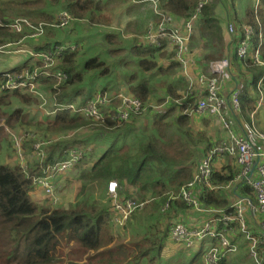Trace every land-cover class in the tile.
Masks as SVG:
<instances>
[{
	"label": "trees",
	"instance_id": "1",
	"mask_svg": "<svg viewBox=\"0 0 264 264\" xmlns=\"http://www.w3.org/2000/svg\"><path fill=\"white\" fill-rule=\"evenodd\" d=\"M103 1L106 0H4L3 2L0 0V19L7 23L14 20L9 19L8 16H25L36 20L35 22L54 23V9L63 6L75 20H85L90 25H95L101 18ZM208 1L159 0V3L162 10L173 15L178 21L188 18L198 4L203 3L195 24H199L201 34L220 40L221 53H223L220 20L215 15V5L211 3L207 5ZM250 1L252 4L245 8L242 17L235 15L233 19L231 18L234 21L231 25L235 32L231 34L229 49V52L233 50L230 67L233 59H239L243 61L246 70V74L243 75L239 66L236 67L235 74L232 73L238 83L245 85L240 94V112L243 116L253 110L258 97L256 85L264 74V66L256 65L249 57L256 48H259L260 59L264 61V0H259L257 4L255 0ZM244 26H250L253 30L248 41L247 59H241L236 55ZM54 30L49 29L45 37L42 36L36 41L26 39L24 43L36 51L50 50L59 43L52 38L51 32ZM15 35L19 36V39L23 36L4 28L0 29V46L19 41ZM105 39L114 43L111 35H106ZM149 45L141 43L133 47L138 59V67L145 73L156 71L160 73L163 67H159L156 55L163 56L164 53L159 54L161 47ZM174 62L165 71L177 67ZM56 65L66 74V79L59 85H56L55 80L47 82L48 96L57 101H64L67 97H83L82 91L72 90L69 87L82 83L85 72L105 66L98 58H90L80 67L77 49L75 51L67 49L63 56L57 59ZM164 87L169 100L181 98L183 93L179 94L172 84L168 83ZM247 87L250 90L246 89ZM262 88H264V80ZM150 93L146 80L134 84L128 81L127 95L140 101L141 110L132 113L127 121L106 118L96 124L89 120L96 125L92 128L98 133H103L106 139L126 138L129 135L133 136L135 143L131 141L117 146L116 140L110 141L96 157L85 178L91 184H102L105 191L108 182L115 181L124 189L121 192L123 198L144 200L149 196L154 199L153 203L160 204L161 211L168 195L176 194L179 187L191 178L193 166L201 153L198 145L206 141V138L200 133L198 135L192 132L188 117L181 112L184 105L178 108L180 113H176V109L171 107L165 113L153 116L150 120L153 111V105H149ZM9 95L16 96L19 99L18 103L25 106L37 107L39 104V100L35 97L31 98L19 92L0 95V117L6 116L4 121L8 126L12 123L27 126L35 123L36 128L33 132L37 133L38 137L42 134L46 137L49 129L59 125H62L63 130L70 131L85 125L81 118H72L67 113L58 116L53 123L44 124L32 121L29 117L26 120L25 109L12 107ZM112 100L114 105L111 104V108L115 110L121 104V100L115 97ZM3 107H6L7 111H4ZM110 111L114 112L113 109ZM144 117L148 118V121H144ZM170 127L176 128L180 133L177 138L168 135ZM24 148L28 149L27 143L24 144ZM66 149L64 142L54 144L43 164L51 163L55 158H62ZM39 174L41 170L31 163L26 170L20 165L12 168L0 163V264H142L146 258L149 264H153L155 257L163 250L168 234L166 225L168 220L171 218L173 223L179 212H188L185 204L177 199L166 211L161 212L165 215L158 217L162 220L163 226L158 227L150 221L139 241L127 246L118 244L115 247L113 235L106 229L110 221L112 222L109 209L96 201L84 199V196L92 195L86 192V187L82 193L83 199L70 209H53L35 204L29 193L32 188V178ZM231 176L232 173L228 177H222L227 179ZM134 190L136 191L134 194L140 198L129 195ZM202 201L206 206L213 208H223L228 204L225 195L221 193L206 195ZM163 218L168 219L163 221ZM61 240L64 242L63 248L72 246L66 256L63 254L64 249L61 248ZM195 247L203 250L201 243L190 249ZM152 253L154 255H151ZM198 259L199 255L194 257L191 263L194 264Z\"/></svg>",
	"mask_w": 264,
	"mask_h": 264
},
{
	"label": "built area",
	"instance_id": "2",
	"mask_svg": "<svg viewBox=\"0 0 264 264\" xmlns=\"http://www.w3.org/2000/svg\"><path fill=\"white\" fill-rule=\"evenodd\" d=\"M134 2L150 4L156 19L154 24L150 25L145 40L156 46L168 41L173 49L175 61L183 67L186 74L189 43L203 3H199L188 18L178 21L161 9L159 0ZM73 20L68 11H59L55 15L54 23L32 22L27 18H17L6 23L0 19V29L23 35L16 42L22 47L16 51L26 55L22 64L14 66L11 71L0 72V92H19L31 98L35 97L39 100L35 111L43 116L47 123L64 113L72 118H84L94 122H101L106 118L127 121L132 113L141 110V103L125 93L108 96L104 91H100L87 97L80 96L79 100L67 97L64 101H57L48 96L49 80H55L56 85H59L66 79V74L56 65L57 59L62 57L67 49L75 51L79 45L56 43L50 50L36 51L23 41H36L50 29L47 27L64 29ZM227 31L230 34L235 32L230 24ZM25 32L27 34H24ZM252 33L250 26L243 27V36L236 48L237 57H247L248 41ZM4 46H0V52H3ZM256 49L249 57L256 65L264 66V61L259 56V48ZM232 52L233 50L222 59L211 62L209 72L199 76L198 82L204 87V94L195 105L196 112L206 113L218 119L226 137L204 150L197 159L191 179L181 185L176 194L168 195L161 212L166 211L177 199L185 204L188 212L178 213L176 220L168 226L167 237L171 244L186 249L203 244L204 264H220L228 255L238 250L241 240L246 245L252 263L264 264V133L255 122L258 109L263 104L261 86L264 74L257 82V92L260 96L256 98L255 107L249 113L248 120L243 122V134H235L232 130V115H240V94L245 85L239 82L229 99L220 94L221 85L233 80L230 67ZM113 97L121 100L115 110L111 108ZM111 109L114 112H111ZM152 109L160 115L165 112L166 107L153 105ZM184 113L190 116L193 111ZM1 127L16 151L20 167L26 170L31 163L41 170V174L32 178V188L49 198L51 203H55L54 195L60 180L84 159L89 148L80 143L71 146L66 144L67 149L62 158H55L51 163L43 164L48 158L50 148L56 144L53 139H40L37 133L31 131L18 133L10 129L4 121ZM67 136L66 140L69 141L70 136ZM25 143L28 144V153H25ZM27 157L31 162H28ZM231 173L232 176L227 179L222 177H228ZM107 193L111 199L110 218L112 223L118 226L123 225L134 212L154 200L120 197L115 181L108 182ZM219 193L224 194L228 201L225 207L213 208L203 204L202 198L206 195Z\"/></svg>",
	"mask_w": 264,
	"mask_h": 264
},
{
	"label": "rangeland",
	"instance_id": "3",
	"mask_svg": "<svg viewBox=\"0 0 264 264\" xmlns=\"http://www.w3.org/2000/svg\"><path fill=\"white\" fill-rule=\"evenodd\" d=\"M3 1L4 0H2V2ZM132 1L133 0L103 1L101 4L103 6L101 18L99 20V23L95 25H90L85 20L74 19L73 21L70 22L68 26H66L62 30L61 29L58 30L51 27H47V28L55 29L51 33L53 34L52 38H55L56 41L65 40L63 42L60 41L59 43H63V44L77 43V42L79 43V48L77 49V58L80 67H82L85 64V62L90 58H98V60L103 61L105 64V66L99 69L96 68L91 71L85 72L84 81L72 87L70 86L69 88H72V90L79 89L80 91H82L83 97H86L90 94L100 91L102 92L104 91L108 96H113L118 93L127 94L128 81H131V83L134 84L146 78V83L149 85L151 91L149 97V105L159 106L164 102L162 100L169 99L166 98L168 96L167 94L162 93L165 92L164 86H166L168 83L169 84L173 83V88H175L177 92L184 94L187 91L188 87L190 86L189 80L184 72L183 67L180 64H178L176 61L174 62L175 59H174L173 49L170 47L168 48V46H166L167 51L164 52V56H166L167 58L165 59V64L167 60H171L172 62L177 64V67H173V69H170L168 71H165V69H168V67L167 68L163 67V71H161L159 74H157L156 72H151L152 74H149L139 69L137 56L135 55L133 49L130 48V46L132 45L131 42L133 38L128 37L129 35L124 33L122 29L111 30L113 26H110L111 24L110 17L112 15V12L115 11V9L121 8L122 6L133 5ZM211 1H217V0H211ZM220 1L224 4L226 9L229 10L230 17L232 19L235 17V15L241 17L243 15L245 8L252 4L250 0H240L239 4L236 2L234 3V0H220ZM209 3L211 2H207V5ZM142 8L144 12L148 13L150 4L143 5ZM59 11H66V9L63 6H57L53 11L54 13L53 16H55V14H57ZM8 17H10L9 19L27 18L29 20H32V22L36 21L25 16H8ZM154 22H152V24H154ZM132 25H134V23ZM48 30L47 33L49 32ZM194 31L196 32V36L201 34L198 23L195 24L193 35H194ZM47 33H45L44 37L46 36ZM24 34H27V32H25ZM106 35H111L114 43L108 42L105 39ZM201 36H206V35L201 34ZM15 38L19 39V36L15 35ZM140 41H138L137 43H140ZM197 41L200 42V39L197 38ZM191 42L195 43L193 41V38H191ZM38 43L39 42H37V44ZM162 43L166 44L167 42L163 41ZM21 47L22 46L18 45L16 42L8 43L4 46L3 52H0V72L11 71L15 64L14 63L15 57H21V58L24 57V59H26V55L24 53H20L16 51ZM196 48L205 51L211 57L214 56L216 58L214 59V61L220 60L224 57V54L221 53L220 45L218 44L215 45L211 43L209 44L206 43L203 45L197 44ZM189 49H191V45H189ZM247 58L248 57H246L245 59ZM199 64L200 63L198 62L197 63L198 68H199ZM104 68H107V70H104ZM131 78L133 79L131 80ZM2 94L3 93L0 92V95ZM261 94L263 97V104L258 109L259 113L257 115L255 122L258 128L261 130V132L264 133V88L261 89ZM9 96H10L9 100L12 101V107H20L25 109V112H27L26 120L30 118V120L32 121H36V122L38 121L44 124L47 123L43 116L38 115V113H36L35 107L33 105L25 106L23 104H19L18 103L19 99L16 96L13 95H9ZM259 96L260 93L258 92V97ZM80 98H81L80 96L75 97L76 100H79ZM111 104L114 105L113 100L111 101ZM3 110L7 111V108L3 107ZM150 116L152 117L153 115ZM4 119H6V116L0 117V163L13 168L16 167L17 165L19 166V161L16 156V151L11 145L8 136L5 135L4 132H2L3 130L1 124L3 123ZM80 120H82V122L85 124L81 126L80 129H75L72 131H70L69 129L63 130L61 128L62 125H59L57 127L49 129L46 137L42 136L43 134L39 135L40 139H44V138L53 139L54 143L68 141L66 139L68 138L67 135H69L70 136L69 142L82 141L84 146L93 147V149H90L85 153L84 159H82L81 162H79L72 169H70L65 174V178L60 180L59 185L55 191L56 193L54 195L56 199L55 203H51V200L49 198H45L44 196L41 197L38 190H34L33 188H31L29 195L34 199L33 200L34 203L39 205V207L65 209V210L70 209L71 207H74V205L78 203L81 199H83L82 193L86 187L87 188L86 192L88 194L92 193V195L88 197L84 196V199L86 198L89 199L90 201H96L99 204H102L103 206L107 207L109 210L111 208V199H110V195H108L107 193V188L105 191L102 188V184H95V183L91 184L90 182L87 181L85 175L89 171L92 163L94 162V159L102 153V151L107 147L110 141L116 140L115 143L118 146V145H123L124 143H130L131 141L135 143L134 138L133 136L128 135L126 136V138L106 139L103 133H98L96 129H93L94 128L93 126H96L94 125L93 122L84 118H81ZM54 121L55 120L51 121L50 123H53ZM95 123L97 124L100 122H95ZM8 127L10 129L15 130L18 133H23L27 131L33 132L36 128V125L35 123H30L29 126H27L26 124L12 123L11 126ZM169 129H171V127ZM213 131L215 132L214 129ZM169 135L173 138H177L180 135V133L176 130V128L173 127V129L169 131ZM28 151L29 149H25V153H28ZM27 159L28 162H31L30 158L27 157ZM194 168H195V164L192 169V174L194 172ZM92 188L94 190H92ZM123 190L124 189H122L119 185H117V192L120 197H123L121 195V192H123ZM135 192L136 191L134 190L133 192H130L131 194L129 195L139 197L134 194ZM146 198H149V196ZM160 215L161 216L165 215L160 211V204L152 202L148 204L146 207H144L142 210L134 212L127 219V222H125L123 225L118 226L110 221L106 229L110 231V233L113 235V239L115 241V247L118 244H124L127 246L131 243L140 240L142 233L147 229V226L149 225L150 221H152L154 225L156 224L159 227L162 224V220H159L160 218H158ZM167 219L168 218H163V221H167ZM171 222L172 220L170 218L166 223V225L169 226ZM166 242L170 245V247L166 246L165 249L163 248L160 254H158L155 257L153 264H190L193 258L198 255H199V259L194 264H198V263L203 264L204 257H203L202 248L195 247L193 249H186L180 246H176L170 243L168 237H166ZM60 244H61V248H63L64 242L62 240L60 241ZM71 247L72 246H66V248H63L64 256H66V254L69 252ZM151 255L154 254L152 253ZM239 258H241L240 261L241 264H250L249 260L248 259L246 260L242 255H239L236 258L234 257V261ZM147 260L148 258L143 260L142 264H149ZM123 264H127V263H123Z\"/></svg>",
	"mask_w": 264,
	"mask_h": 264
},
{
	"label": "crops",
	"instance_id": "4",
	"mask_svg": "<svg viewBox=\"0 0 264 264\" xmlns=\"http://www.w3.org/2000/svg\"><path fill=\"white\" fill-rule=\"evenodd\" d=\"M134 1H137V0L132 1L133 5L122 6L121 8L115 9V11L112 12V15L110 17L111 18L110 26H113L112 29L110 28L111 30L122 29L124 33L129 35L128 37L133 38L132 42H131L132 45L130 46L131 49H133V47L136 44L143 43V44L149 45V43L145 40V37H146L149 29L151 28L150 25L152 24V22H154L156 20L154 14L152 12L151 7L149 8L148 13L144 12L142 7H143V5H148L147 2L146 3L135 2L136 3L135 4V3H133ZM208 2H211V3H213V5H215L214 12H215V15L217 16V18L220 20L221 36H222V44H223L222 50H223V54L225 56V55H227V53H229L231 40H232V35L230 33H228L227 26L229 24L230 25L233 24L234 21L231 20V17L229 16V14H230L229 10L226 9L224 4H222L220 0H217V1H211L210 0ZM258 2H259V0H255L256 4ZM236 3L239 4V2L237 0H236ZM133 23H134V25H132ZM234 26H235V24H234ZM192 36H193L192 37L193 41L195 43H192L191 41L189 43V45H191V49H189V53L187 56L188 63H187V67H186V74H187L186 76L189 80L190 86L188 87L187 91L180 96L181 97L180 99L169 100V99L162 98V99H164V102L161 105L165 106L166 110H168L171 107L175 108L176 113H180V110H178V108H180L182 105L185 106L181 112L183 115H186L188 117L189 126L191 127L192 132L197 133V134L200 133V135H203V137L206 138V141H204L203 143L198 145V148H200V150H201V153H200V155H201L204 152L205 147H207L209 144L219 142L220 140L224 139L226 137V133H224L223 130L221 129V125H220V123L216 117L207 115L206 113H199V112L195 111V105H196L197 100L204 94V87L199 84L198 78L200 75H203V74H206L209 72L210 63L213 62L214 59H216L214 56L211 57L205 51L197 49L196 47H197V44L203 45L206 43H208V44L211 43L213 45H215V44L221 45V42H220V40H215V39H212L210 37L201 36V34L196 36L195 31H194V35H192ZM197 38L200 39V42L197 41ZM57 41L63 42L65 40H60V41L57 40ZM138 41H140V43H137ZM166 42H167L166 44L163 43V44H160V46H157V47H161L159 54H163L165 51H167L166 46H168V48L169 47L171 48V46L168 45L169 44L168 41H166ZM76 44L79 45L78 42ZM149 46L154 47L156 45H149ZM228 46H229V48H228ZM156 56H157L156 59H157L159 67H168L172 63L171 60H167V62L165 64V59H167V58H166V56H164V54H163V56H160V58L158 55H156ZM233 60L231 62V72L233 74H235V72L237 71L236 67L240 66L242 69L241 73H243V75H245L246 70H245L244 64L242 63L243 61L239 60V59H233ZM24 61H25L24 57H22V58L21 57H15L14 58V63H15L14 66L20 65ZM196 62L200 63L199 68L197 67ZM156 73L159 74L157 71H156ZM149 74H152V73H149ZM143 80H146V78H144ZM171 84L173 86V83H171ZM237 84H238V82L236 81V79L233 76V80L227 81L223 85H221L220 94L223 97L229 99L230 94L237 87ZM246 89L250 90L249 87H247ZM162 93H165V92H162ZM251 93H252V91H251ZM90 95H88V96H90ZM187 96H189V97H187ZM166 98H168V97H166ZM175 100H177L179 102V104H177V102ZM254 107H255V105H254ZM166 110H165V112H166ZM185 111H193V113L189 116V115L184 113ZM151 115L157 116V114L154 111H151ZM153 116L151 117V119L153 118ZM248 116H249V113L246 114L245 116H243V115H241V112H240V115H236V114L232 115V119H233L232 130L235 134H238V135L243 134V130H242V128L244 126L243 122L248 120ZM144 118H145L144 121H148L149 116H148V118H146V117H144ZM213 129L215 130V132L213 131ZM168 135H169V133H168ZM74 143H80L83 145L82 141H73V142L68 141V142H66V144H69V146L73 145ZM87 147L89 148V150L93 149L92 146H87ZM39 194L41 197H43V195L41 194L40 191H39ZM166 246L170 247V245L166 242V238H165L163 248L165 249ZM239 255L244 256V258L246 260L247 259L249 260L250 264H253L252 259L249 257V255L247 253L246 245H245L243 240L240 241L238 250L236 252L228 255L220 264H241L240 263L241 258L236 259L234 261V257L236 258Z\"/></svg>",
	"mask_w": 264,
	"mask_h": 264
}]
</instances>
